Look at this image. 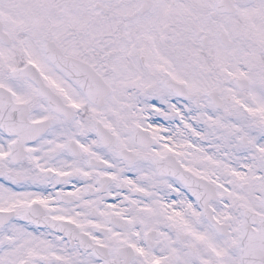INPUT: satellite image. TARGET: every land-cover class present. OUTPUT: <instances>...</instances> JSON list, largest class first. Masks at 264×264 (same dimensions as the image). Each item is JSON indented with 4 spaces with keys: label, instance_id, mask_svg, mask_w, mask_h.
Wrapping results in <instances>:
<instances>
[{
    "label": "snow or ice",
    "instance_id": "obj_1",
    "mask_svg": "<svg viewBox=\"0 0 264 264\" xmlns=\"http://www.w3.org/2000/svg\"><path fill=\"white\" fill-rule=\"evenodd\" d=\"M0 264H264V0H0Z\"/></svg>",
    "mask_w": 264,
    "mask_h": 264
}]
</instances>
